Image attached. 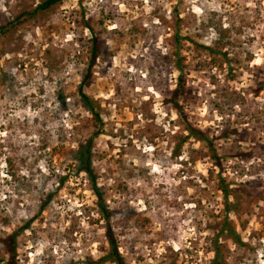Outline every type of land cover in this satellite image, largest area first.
I'll list each match as a JSON object with an SVG mask.
<instances>
[{
    "label": "rangeland",
    "instance_id": "obj_1",
    "mask_svg": "<svg viewBox=\"0 0 264 264\" xmlns=\"http://www.w3.org/2000/svg\"><path fill=\"white\" fill-rule=\"evenodd\" d=\"M39 1L0 0V25ZM94 40L93 165L127 261L212 264L219 241L225 264H264V0H65L0 34V238L19 233L20 264H116L96 262L106 222L72 156L94 130L78 94ZM177 63L221 167L173 106Z\"/></svg>",
    "mask_w": 264,
    "mask_h": 264
},
{
    "label": "trees",
    "instance_id": "obj_2",
    "mask_svg": "<svg viewBox=\"0 0 264 264\" xmlns=\"http://www.w3.org/2000/svg\"><path fill=\"white\" fill-rule=\"evenodd\" d=\"M64 1L65 0H40L34 7L22 10L12 21L8 22V24L0 25V34L7 33L26 21L35 20L43 13L53 11L57 7L61 6ZM98 55V45L96 40H94L91 50L90 61L87 65L86 73L81 79L78 90L80 105L84 109H86L88 113H90V120L93 123L94 130L90 133L87 138L79 141L78 147L73 150L72 156L73 160L75 161L77 172L86 173L90 181V188L97 197V205L99 211L106 222L105 234L109 245L108 251L105 256L101 257L96 262L112 261L116 264H130L120 250L119 237L116 235L114 227L112 225V217L117 211L112 209L110 205H108L106 198V187L100 184L99 175L93 165L94 141L102 133L104 122L100 112V105L84 91V88L89 84L91 80L93 73L92 69L95 65L96 58L98 57ZM51 68L53 69V67ZM177 68L181 73L179 75V82L177 83V87L173 91V106L176 108L177 112L182 116L183 121L185 123V128L189 132V136L206 142L209 147V150L211 151V156L215 164L221 167V158L214 146L213 139L207 136L201 129L194 127L187 120L184 110L182 109V106L179 102V96L183 91L181 83L183 68L181 67L180 63H177ZM64 178L61 183L64 182ZM220 189L224 193L226 210L228 212L234 211V205L230 201V188L223 177H221L220 179ZM52 197V193L48 194L45 202L41 206V211L44 210L47 204H49ZM32 220L33 219H30L26 223L24 228H27L30 225V222H32ZM223 230H226L228 236L231 237L236 243H243L238 231L227 223L224 224ZM18 235L19 233L17 231H13L7 233L5 236L0 238V243L2 244L4 254H6L5 258L3 257L1 260L5 261L6 264H20L18 260ZM214 252L215 256L212 264H225L224 259L222 258V252L219 241H216L215 243Z\"/></svg>",
    "mask_w": 264,
    "mask_h": 264
}]
</instances>
